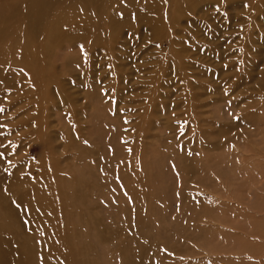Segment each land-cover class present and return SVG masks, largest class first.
<instances>
[{"label":"rangeland","instance_id":"1","mask_svg":"<svg viewBox=\"0 0 264 264\" xmlns=\"http://www.w3.org/2000/svg\"><path fill=\"white\" fill-rule=\"evenodd\" d=\"M32 1L0 0L12 244L53 264H264V0H82L96 19L55 38L74 0L38 22Z\"/></svg>","mask_w":264,"mask_h":264},{"label":"bare ground","instance_id":"2","mask_svg":"<svg viewBox=\"0 0 264 264\" xmlns=\"http://www.w3.org/2000/svg\"><path fill=\"white\" fill-rule=\"evenodd\" d=\"M88 1L96 4L97 11L100 15L103 9L100 0H88ZM124 1L127 4L129 3L130 5L136 7L137 10L140 12V15L143 16H147L150 13H154L157 11L155 8H153L154 6L155 7L158 6L155 5L156 3L154 2L156 0L154 1L142 0L139 6L137 5V2L139 0H124ZM73 2H74L73 6L71 5L72 8L70 6L71 9L61 13V16L59 17V20L56 22V24H53L52 28L48 29L50 37L52 38H55L57 36L79 37L82 35V33H84L83 31H81L80 27L89 26L91 20L96 19L95 17L92 18L91 12L93 9L87 4H85L82 0H74ZM44 3H46L45 0L32 1L33 7L28 8L27 6V9L25 11V16L31 17L36 22L40 21L44 17L42 14L44 12L43 10L38 9V7L39 5ZM122 5L123 3L121 2V8ZM121 8L119 7V9ZM113 14L114 16H112V19L110 20L112 21L119 20V18L117 19V17H119V13L117 12V10H115ZM99 18L100 17H98L97 19ZM10 26H11V14H9L5 18L0 15V38L6 36L5 33L7 32V30H9ZM10 41H11V36H10ZM8 56L9 54H7V52L5 51L3 52L0 47V66L3 63L2 62L3 59H5V57ZM0 218L3 220V222L0 224V264H36L35 258L37 253L40 254L45 264H53L50 256L46 252H44L41 249H36L33 245H31L28 242H25V244L24 245L22 244L21 246L13 245L12 242L14 239H11V235L7 236L8 227H7V223L5 222L6 216L0 213Z\"/></svg>","mask_w":264,"mask_h":264},{"label":"snow or ice","instance_id":"3","mask_svg":"<svg viewBox=\"0 0 264 264\" xmlns=\"http://www.w3.org/2000/svg\"><path fill=\"white\" fill-rule=\"evenodd\" d=\"M3 109H0V111H2ZM0 147H2V146H0ZM3 153L2 152H0V157H3ZM10 163V162H9Z\"/></svg>","mask_w":264,"mask_h":264}]
</instances>
